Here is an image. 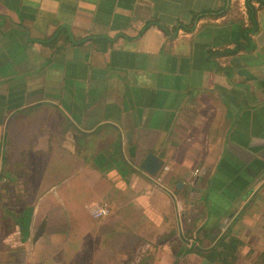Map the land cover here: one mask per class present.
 <instances>
[{
    "label": "crops",
    "instance_id": "1",
    "mask_svg": "<svg viewBox=\"0 0 264 264\" xmlns=\"http://www.w3.org/2000/svg\"><path fill=\"white\" fill-rule=\"evenodd\" d=\"M94 201L112 214L93 219ZM9 248L34 264H263L264 0H0Z\"/></svg>",
    "mask_w": 264,
    "mask_h": 264
},
{
    "label": "rangeland",
    "instance_id": "2",
    "mask_svg": "<svg viewBox=\"0 0 264 264\" xmlns=\"http://www.w3.org/2000/svg\"><path fill=\"white\" fill-rule=\"evenodd\" d=\"M86 211H87V207H86ZM88 213V211H87ZM17 247V248H16ZM16 247H13V250L15 251H20V249H22L21 245H17ZM21 247V248H20ZM143 251V249L139 248V250L137 249V252L139 251ZM12 251V249H7V250H4L2 251V254L0 255V264H8L9 262H12V264H34L32 262V260L30 259V257L28 258L25 254H18V256H16L17 254H13L12 255V259L11 260H8V256H10L9 252ZM29 252V251H28ZM17 257V258H16ZM40 259V260H39ZM71 258L70 257H64V259L62 260V256H56L54 258H45V259H41V258H38L35 263H38V264H73L74 263V260H70ZM116 264H123V261H119V262H116Z\"/></svg>",
    "mask_w": 264,
    "mask_h": 264
},
{
    "label": "built area",
    "instance_id": "3",
    "mask_svg": "<svg viewBox=\"0 0 264 264\" xmlns=\"http://www.w3.org/2000/svg\"><path fill=\"white\" fill-rule=\"evenodd\" d=\"M164 169H165V171L169 170V166H165ZM199 172H200L199 168L194 169V171H193L194 176L199 174ZM153 180L158 185H162V183H163V179L158 175L153 176ZM109 204L110 203L108 201L91 202L88 205H86L88 214L93 219H101V218H104L106 216H109L113 212L112 207ZM180 209H181V207L179 206V212H180Z\"/></svg>",
    "mask_w": 264,
    "mask_h": 264
},
{
    "label": "water",
    "instance_id": "4",
    "mask_svg": "<svg viewBox=\"0 0 264 264\" xmlns=\"http://www.w3.org/2000/svg\"><path fill=\"white\" fill-rule=\"evenodd\" d=\"M162 164V161L154 153H149L142 162L141 167L151 174H156Z\"/></svg>",
    "mask_w": 264,
    "mask_h": 264
},
{
    "label": "trees",
    "instance_id": "5",
    "mask_svg": "<svg viewBox=\"0 0 264 264\" xmlns=\"http://www.w3.org/2000/svg\"><path fill=\"white\" fill-rule=\"evenodd\" d=\"M220 258H221V254H219ZM221 260H218V262H220ZM264 264V263H263Z\"/></svg>",
    "mask_w": 264,
    "mask_h": 264
}]
</instances>
